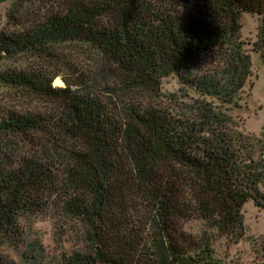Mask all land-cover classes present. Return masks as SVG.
I'll return each mask as SVG.
<instances>
[{
	"label": "trees",
	"instance_id": "obj_1",
	"mask_svg": "<svg viewBox=\"0 0 264 264\" xmlns=\"http://www.w3.org/2000/svg\"><path fill=\"white\" fill-rule=\"evenodd\" d=\"M244 12L260 15L264 51V0H71L0 32L11 57H54L62 43L96 55L95 72L64 86L26 68L0 71L1 83L58 105L0 113V250L22 260L0 255V264H212L213 236L186 229L195 218L216 237L243 238L246 202L264 209V138L235 127L221 105L251 72ZM170 74L197 96L146 102ZM51 207L79 221L57 225L58 243L68 231L76 238L52 254L23 224Z\"/></svg>",
	"mask_w": 264,
	"mask_h": 264
},
{
	"label": "rangeland",
	"instance_id": "obj_2",
	"mask_svg": "<svg viewBox=\"0 0 264 264\" xmlns=\"http://www.w3.org/2000/svg\"><path fill=\"white\" fill-rule=\"evenodd\" d=\"M71 0H4L0 2V32L21 31L25 27L43 20L50 12L66 7ZM240 40L251 56V72L241 92L231 104H222L221 109L234 120L235 127L242 132L264 138V51L256 43L259 40L260 15L244 12L241 16ZM54 57L45 59L32 54L20 53L17 56L0 53V71L26 68L43 75L55 78L53 86H64L74 72L90 70L95 72V52L88 46L74 43L54 45ZM14 56V57H13ZM60 80V81H59ZM148 102L169 104L172 107L177 101H190L197 96L196 92L183 84L175 74L164 76L160 94L148 92L142 94ZM141 95V96H142ZM182 95L184 98H180ZM216 101V100H215ZM215 103H220L216 101ZM58 105L51 98L36 91H24L0 82V113L6 110L17 112L53 111ZM245 235L237 243L227 241L225 237H216V231L199 218L186 222V229L192 232L199 241L203 234L213 236L214 253L212 264H264V209L259 208L252 200L243 207ZM28 234L41 240L46 251L51 254L55 249H70L76 236L68 231L61 242H57V225L79 224L78 220L61 217L60 211L51 207L47 210L23 219ZM60 251V250H59ZM3 258L13 257L18 263L22 260L16 250L3 247L0 250ZM9 255V256H8Z\"/></svg>",
	"mask_w": 264,
	"mask_h": 264
},
{
	"label": "bare ground",
	"instance_id": "obj_3",
	"mask_svg": "<svg viewBox=\"0 0 264 264\" xmlns=\"http://www.w3.org/2000/svg\"><path fill=\"white\" fill-rule=\"evenodd\" d=\"M60 81V80H59Z\"/></svg>",
	"mask_w": 264,
	"mask_h": 264
}]
</instances>
